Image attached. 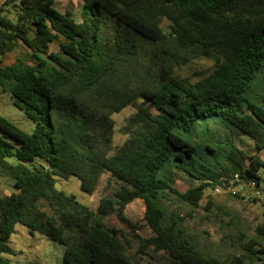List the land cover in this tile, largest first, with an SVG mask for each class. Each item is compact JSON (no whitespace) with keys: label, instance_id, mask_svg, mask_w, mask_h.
I'll return each instance as SVG.
<instances>
[{"label":"trees","instance_id":"trees-1","mask_svg":"<svg viewBox=\"0 0 264 264\" xmlns=\"http://www.w3.org/2000/svg\"><path fill=\"white\" fill-rule=\"evenodd\" d=\"M6 6L0 57L20 42L29 62L0 65V91L33 129L0 115V172L13 189L0 195V264H13L16 224L60 244L62 264H264V221L213 247L184 226L200 221L196 208L207 220L221 210L208 189L264 182V0H81L78 17L55 0ZM200 57L213 61L208 74H173ZM129 105L114 145L112 114ZM70 176L99 194L94 208L56 187Z\"/></svg>","mask_w":264,"mask_h":264},{"label":"rangeland","instance_id":"rangeland-1","mask_svg":"<svg viewBox=\"0 0 264 264\" xmlns=\"http://www.w3.org/2000/svg\"><path fill=\"white\" fill-rule=\"evenodd\" d=\"M55 6L62 12L70 10L74 16L78 17L80 14L81 0H55ZM8 17L14 20V12H8ZM50 47L51 49H55L54 44L50 45ZM28 55L29 50L20 42H17L14 50L0 57V65L12 64L19 57L27 63L29 62ZM213 67L212 60L200 57L182 67L175 68L173 74L180 78L194 81L208 74ZM134 112V107L129 105L112 114V118L115 122L113 135L114 145L120 144L125 139L122 128L126 119ZM0 115L26 132H30L33 129L32 121L25 116L21 109L13 104L11 94L6 91H0ZM245 142L244 147L247 149V144L250 143L248 141ZM259 155L264 160V149L259 151ZM259 173L264 176V169L261 168ZM11 184L12 181L0 172V195L12 191ZM78 184V179L74 176H70L68 179L57 180L56 187L63 190L65 193L74 194L79 202L94 208L97 204L99 194L95 193L93 195H88L79 189ZM174 184L178 190L185 191L189 185V181L184 175L178 174ZM236 191L239 192V195H243L246 198L232 197L226 191L215 192L214 189H208L205 195L210 197L221 210L218 211L214 207L217 216H210V220H207L202 218V214H204L205 211L196 208L194 215L199 217L200 219L198 220L201 222L196 219H185L184 226L194 232L201 243H206L210 247L215 246L216 243L218 244L221 235L226 234L229 236L231 232L236 231V228L242 229L249 236H254L255 225L264 221V189L261 191L259 199L255 201L248 198L249 192H253L251 188L244 185L240 188V185H237ZM202 204H204V201H202ZM169 208H174L178 212H186L188 209L180 203L169 204ZM127 214L128 217L134 221L140 219L142 216L141 202L135 201L128 205ZM111 222L116 223L114 218H111ZM203 230H207L210 236L207 237L202 232ZM144 233L148 235L149 231L144 229ZM8 245L12 249L13 254H5L4 256L13 264H62L63 247L60 244L53 242L37 232L29 233L27 228L21 224L15 225L14 233L8 241Z\"/></svg>","mask_w":264,"mask_h":264},{"label":"built area","instance_id":"built-area-1","mask_svg":"<svg viewBox=\"0 0 264 264\" xmlns=\"http://www.w3.org/2000/svg\"><path fill=\"white\" fill-rule=\"evenodd\" d=\"M7 2L8 3L13 2V3L18 4L20 2V0H0V15L3 14V12L5 11L4 9L7 8V6H6ZM236 179H238V178L235 176V180ZM238 185H240V188H242L243 185L248 187V188H251L253 190V192H249V195H253L256 198H259V196L261 195V191L264 189V182L263 181H261L260 184H258V185L254 181H251L248 184L241 183ZM236 187H237V185H234L232 182H230L226 188L216 187L214 189V191L215 192H222V191L234 192V191H236Z\"/></svg>","mask_w":264,"mask_h":264}]
</instances>
